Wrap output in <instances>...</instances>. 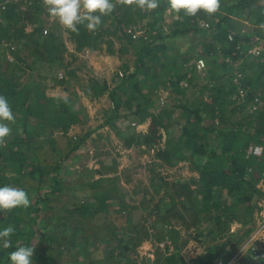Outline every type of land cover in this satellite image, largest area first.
<instances>
[{
  "label": "trees",
  "instance_id": "obj_1",
  "mask_svg": "<svg viewBox=\"0 0 264 264\" xmlns=\"http://www.w3.org/2000/svg\"><path fill=\"white\" fill-rule=\"evenodd\" d=\"M1 1L0 5L6 2ZM114 4L113 12L101 17L102 23L95 31L82 25L78 26V34L64 29L75 52L96 51L103 43L102 38L110 36L124 39L126 47L120 48V54L127 53L131 47L135 56L130 74L122 76L112 89L105 81L93 80L89 97H108L114 107L113 117L106 121L110 126L121 109L136 124L148 121L147 134L133 133L126 140V147L153 146L162 140L161 129L165 140L157 153L158 159L169 166L183 160L191 163L197 177L169 184L159 180L166 190L165 211L159 220L166 225L171 220L184 221L190 227H195L202 218L212 222L208 233L211 243L203 256L189 264L218 261L225 264L251 232L254 214L259 210L258 200L264 198L258 187L264 181V80L261 81L264 50L259 56L249 53L253 45L262 46L264 41V28L260 27L264 24V0H220L218 11L211 16L202 12L185 16L181 12L178 20L171 16L169 31H165L162 18L168 4L159 0L156 9L145 11L152 20L147 31L135 39L126 31L136 27L137 21L145 19L147 14L135 5L119 1ZM42 14V0L13 1L0 11V59L5 63L4 71L0 65V95L8 99L16 117L5 145L0 146V187L23 188L31 201L27 208L0 211V230L9 225L15 229L12 247L0 248V264H9L8 253L17 245L34 248L32 264H117V258L121 257L122 264H132L139 256L130 240L121 236L122 230L130 226L117 228L100 218L102 212L108 211L109 202L122 205L123 194L113 186L117 176L97 173V179L81 186L89 190L91 200L69 203L70 209L62 215L52 214L57 208L50 206L51 202L67 191L62 184L64 177L60 176L61 165L69 154L78 150L81 141L70 143L68 153L52 163L46 160L43 144L54 149L53 133L65 134L81 123V119L79 110L75 109V94L59 99L47 96L39 84L29 87L18 82L16 72L22 74L20 63L27 54L33 57L35 65L37 61L56 62L66 51L58 24L43 34ZM27 26H32L30 31L26 30ZM178 38L181 39L175 41ZM183 41L188 43L186 50L177 46ZM106 45L112 47L113 43L107 41ZM4 54L10 55L12 61ZM199 59L205 63L201 71L196 69ZM7 68L11 71L6 75ZM201 73L203 77L199 76ZM198 78L203 82L200 86ZM161 85L170 90L178 104L156 103V91ZM197 87L196 105L186 106L182 102L186 91ZM241 90L243 99L239 97ZM252 105L257 108L250 113ZM171 129L177 131L175 137ZM251 146L262 148L260 156L248 154ZM76 216L81 226L71 229L67 222ZM52 220L57 221L56 226L65 235H41ZM234 226L239 229L232 231ZM78 234L80 244L76 240ZM89 236L92 251L88 250ZM143 236L148 237L146 231ZM153 237L155 241L173 244L179 238V230L157 229ZM199 237L203 236L198 235V240ZM64 250L75 254L71 262L62 260ZM103 253L105 257L101 259ZM157 264L187 263L174 252L159 257Z\"/></svg>",
  "mask_w": 264,
  "mask_h": 264
},
{
  "label": "rangeland",
  "instance_id": "obj_2",
  "mask_svg": "<svg viewBox=\"0 0 264 264\" xmlns=\"http://www.w3.org/2000/svg\"><path fill=\"white\" fill-rule=\"evenodd\" d=\"M13 1L18 0H6L3 3L8 4ZM116 1L119 0H113V3ZM165 1L167 2V0ZM145 11L142 10V12ZM150 11L147 12L149 13ZM148 13H146L145 19L137 21L138 24L136 25V27L143 29L144 32L147 31V25L152 20V17ZM171 16L173 14L169 13L167 7L162 16L165 31H169L172 28V23L170 22ZM41 18L44 21V35L49 31L51 26L58 24L49 18L45 8ZM1 21L0 17V23ZM109 21H111V18H109ZM58 26L62 30V38L66 47L62 58L53 63L37 61L33 65V57L27 54L23 63H20V66L24 69L22 74L20 73L19 75L16 72L21 86L28 85L32 87L33 84H39L40 90H43L47 96L64 99L75 94L74 97L77 101L75 109L79 110L81 123L72 126L65 134L60 131L54 132L51 137L56 144L54 149L50 148V144H43L46 160L52 163L68 153L69 146H71L70 143L75 144L77 141H81L78 150L69 154L68 159L61 165L60 176L64 177L62 184L67 191L59 194V197L51 202L50 206L57 208V211L52 212V214L62 215L61 213L64 210L70 209L71 205L69 203L91 200L88 198L89 190L81 186L83 183L97 179V173L105 177L117 176L118 181H114L113 186L123 194V197L120 198L122 199V205L116 202H109L108 211L102 212L100 218L105 224L109 223L117 228L130 226L128 227L129 229L120 232L121 236L130 240L129 242L132 243L137 256H139L132 264H157L159 257L170 255L174 252H177L187 264L196 261L203 256L207 245L211 243L208 233L211 231V226H213L212 222H206L202 218L201 222L195 227H190L188 222L184 223V221L178 223L175 220H171L170 222L168 221L171 224L166 225L161 224L164 222L159 220L164 215L166 205V199L164 198L166 190L159 180L163 179L165 183L169 184L174 180H189L191 177H197L193 166L188 160H183L173 166H169L164 160L158 159L157 153L163 147L165 140L161 129L159 132L162 134V140L154 143L153 146L133 145L126 147V140L133 133L147 134L148 121L136 124L132 116L125 109H121L110 126L106 121L110 117H113L114 107L108 97L106 95L99 98L89 97V85L93 80L105 81L109 89H112L122 76L130 74L134 70L135 56L132 55L131 47L130 49L128 47L127 53L120 54V48L126 47L124 39L120 38L118 40L114 37L104 36L100 49L96 51L85 49L78 53L75 52L74 44L63 27L59 24ZM31 28L32 26H27L26 30L30 31ZM179 39L181 38L175 41H179ZM107 41L113 43L112 47L107 48ZM177 46L181 50H186L188 43L187 41H183L178 43ZM107 49L113 53L109 54ZM4 56L8 58L7 56L9 55L4 54ZM1 60V70L4 71L5 63ZM10 71L11 69L7 68L5 74L7 75V72ZM202 75L203 73L199 74L200 77H203ZM138 78H140V75H138ZM263 80L264 76L261 81ZM202 83V79L198 78V86ZM198 88L186 91V95L182 99V102L186 106L196 105ZM156 92L157 104L165 106L179 103L178 99L164 85L159 86ZM150 111L152 112L153 110ZM154 113H157L156 110H154ZM171 132L175 137L177 131L171 129ZM258 187L264 192V181L260 182ZM257 206L259 210L254 214L253 222L250 226L252 228L251 232L240 243L225 264H228L229 261H237L240 264L244 259L243 256L235 258L238 251L250 241L257 230L258 223L264 218V198L258 200ZM157 214L159 216H156ZM70 219L67 225L71 229L77 228L79 217L76 216ZM56 222L52 220L47 231H43L41 235H46V237L59 236L60 234L65 235V231L62 232L56 226ZM142 226H144V229L141 228ZM85 227L87 226L85 225ZM135 227L138 229H135ZM161 228L165 232L173 228L178 229L179 238L177 241L172 244L165 240L159 242L153 240L155 231ZM236 229H239V227L234 226L232 231ZM144 231L147 232V238L143 236ZM198 235H202L203 237H199L198 240ZM76 236V240L80 244V235ZM164 239L167 240V237ZM88 240L90 242L88 250L92 251L94 248L92 238L89 236ZM258 245L264 247V236L256 240V249H258ZM62 255L63 261L71 262L75 254L64 250ZM100 257L103 259L105 257L104 253ZM123 259L122 257L117 258V264H122Z\"/></svg>",
  "mask_w": 264,
  "mask_h": 264
},
{
  "label": "clouds",
  "instance_id": "obj_3",
  "mask_svg": "<svg viewBox=\"0 0 264 264\" xmlns=\"http://www.w3.org/2000/svg\"><path fill=\"white\" fill-rule=\"evenodd\" d=\"M43 6L51 20L58 23L68 32H79L82 25L89 31H95L102 23L101 17L110 15L115 4L112 0H42ZM124 5L150 11L159 6V0H119ZM168 11L174 19H180V13L185 16H196L202 12L211 16L218 11L220 0H167ZM264 28V24L260 25ZM16 117L5 96L0 95V146L5 145L6 138L11 134V125ZM31 204L28 193L20 187L5 185L0 187V211H11L16 208H27ZM15 229L9 225L0 230V248L12 247L11 236ZM34 248L27 245H17L14 251L8 253L9 264H32Z\"/></svg>",
  "mask_w": 264,
  "mask_h": 264
},
{
  "label": "built area",
  "instance_id": "obj_4",
  "mask_svg": "<svg viewBox=\"0 0 264 264\" xmlns=\"http://www.w3.org/2000/svg\"><path fill=\"white\" fill-rule=\"evenodd\" d=\"M5 5L6 3L1 4L0 9L1 10L4 9ZM126 32L127 34L131 35L132 38L134 39L144 34L143 29L139 27H134L132 30H127ZM263 50H264V41H263L262 46L257 45V44L253 45L249 53L253 56H259L261 54V51ZM7 57L9 61H12V58L10 57V55ZM204 68H205L204 61L202 59L197 60L196 69L198 71H201ZM182 86H186V85L182 83ZM239 97L240 99L244 98V91L241 90L239 92ZM256 108H257L256 105H252L250 113L254 112ZM261 152H262V148L259 146H251L248 149V154H252L255 156H260ZM262 236H264V218L262 219V221L258 223L257 230L252 236V238L250 239V241L238 251L237 257L235 259H237L240 256H243L244 258L240 264H257L258 261H262L264 263V247L262 245L261 246L258 245V249H256L257 247L255 246L256 240H258ZM218 262H216V264H221ZM228 264H238V263L237 261H234V262L229 261Z\"/></svg>",
  "mask_w": 264,
  "mask_h": 264
}]
</instances>
